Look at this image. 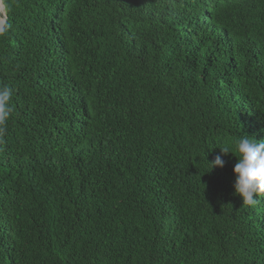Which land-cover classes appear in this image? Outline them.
Wrapping results in <instances>:
<instances>
[{
	"label": "trees",
	"instance_id": "1",
	"mask_svg": "<svg viewBox=\"0 0 264 264\" xmlns=\"http://www.w3.org/2000/svg\"><path fill=\"white\" fill-rule=\"evenodd\" d=\"M9 4L0 264H264L220 148L264 140V0Z\"/></svg>",
	"mask_w": 264,
	"mask_h": 264
},
{
	"label": "clouds",
	"instance_id": "2",
	"mask_svg": "<svg viewBox=\"0 0 264 264\" xmlns=\"http://www.w3.org/2000/svg\"><path fill=\"white\" fill-rule=\"evenodd\" d=\"M9 10V0H0V38H5L11 28L7 18ZM12 91L8 86H0V136L7 131V123L13 112ZM220 148L222 155L231 153L237 158L233 169L235 193L242 197L244 205L255 206L257 197L264 195V140L258 141L254 136L243 135ZM222 155H217L210 163L207 161L211 169L224 167Z\"/></svg>",
	"mask_w": 264,
	"mask_h": 264
}]
</instances>
